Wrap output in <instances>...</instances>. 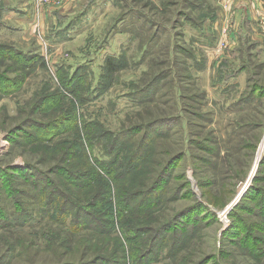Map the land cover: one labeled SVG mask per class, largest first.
I'll return each mask as SVG.
<instances>
[{"label":"rangeland","instance_id":"1","mask_svg":"<svg viewBox=\"0 0 264 264\" xmlns=\"http://www.w3.org/2000/svg\"><path fill=\"white\" fill-rule=\"evenodd\" d=\"M68 2L0 0V264H264V0Z\"/></svg>","mask_w":264,"mask_h":264},{"label":"trees","instance_id":"2","mask_svg":"<svg viewBox=\"0 0 264 264\" xmlns=\"http://www.w3.org/2000/svg\"><path fill=\"white\" fill-rule=\"evenodd\" d=\"M107 64H108V65H107V66H108V69L111 70V69H112V67H111V66H112V65H111V64H112V60H111V59H108V60H107ZM84 175H85V174H84ZM81 177H84L83 174L76 178V179H78V182H79V178H81ZM73 178H74V176H73ZM81 183H83V182H81ZM81 183H80V185H81ZM95 216H96L95 213H91V217H90V218H93V219H94ZM96 219H97V218H96ZM86 221H87V220H86ZM86 221H85V222H86ZM89 221H90V222H88V221L86 222V223H87V226H88V225H89V226H90V225H94V226H96V220H95V221H93V220H89Z\"/></svg>","mask_w":264,"mask_h":264},{"label":"water","instance_id":"3","mask_svg":"<svg viewBox=\"0 0 264 264\" xmlns=\"http://www.w3.org/2000/svg\"><path fill=\"white\" fill-rule=\"evenodd\" d=\"M257 166H258V164H256L255 169H254V170L252 171V173L250 174L249 180H252V179L254 178L255 170H256V167H257ZM242 194H243V192H242V193H239L238 196L241 197ZM238 196H237V197H238ZM239 197H238V198H239ZM238 198H237V199H238ZM237 199H236L235 201H233V202L230 204V208H231L233 205L236 204Z\"/></svg>","mask_w":264,"mask_h":264},{"label":"crops","instance_id":"4","mask_svg":"<svg viewBox=\"0 0 264 264\" xmlns=\"http://www.w3.org/2000/svg\"><path fill=\"white\" fill-rule=\"evenodd\" d=\"M68 1H69V0H68ZM73 1H76V0H70V3L68 2L69 5H71V3L73 4ZM74 3H75V2H74ZM53 11H55V10H53ZM53 11H52V12H53ZM69 14H71V13H69ZM69 14H68V15H69ZM13 15H14V14H10V17L13 16ZM45 15H46V14L42 15L43 18H42V22H41V23H43V24L46 22V21H45V17H46ZM58 15H59V13H58ZM58 15H57V13H56V17H57V18H58ZM47 16H48V15H47Z\"/></svg>","mask_w":264,"mask_h":264},{"label":"bare ground","instance_id":"5","mask_svg":"<svg viewBox=\"0 0 264 264\" xmlns=\"http://www.w3.org/2000/svg\"><path fill=\"white\" fill-rule=\"evenodd\" d=\"M244 187H245V185L242 187V189L240 190V192H239V193H241V192H242V191L245 189Z\"/></svg>","mask_w":264,"mask_h":264}]
</instances>
